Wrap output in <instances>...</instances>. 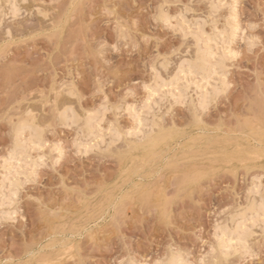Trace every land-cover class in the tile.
Returning <instances> with one entry per match:
<instances>
[{
	"label": "rangeland",
	"instance_id": "obj_1",
	"mask_svg": "<svg viewBox=\"0 0 264 264\" xmlns=\"http://www.w3.org/2000/svg\"><path fill=\"white\" fill-rule=\"evenodd\" d=\"M199 28L229 57L204 108L200 75L177 69ZM252 196L264 204V0H0V264H264L261 214L247 253L218 250Z\"/></svg>",
	"mask_w": 264,
	"mask_h": 264
},
{
	"label": "bare ground",
	"instance_id": "obj_2",
	"mask_svg": "<svg viewBox=\"0 0 264 264\" xmlns=\"http://www.w3.org/2000/svg\"><path fill=\"white\" fill-rule=\"evenodd\" d=\"M222 4V3H221ZM221 4H220V6H221ZM212 7V9H213V11H215V10H218V6L216 5V6H211ZM222 7V6H221ZM232 7V6H231ZM212 11V10H211ZM235 11V10H234ZM216 12V11H215ZM231 14V13H230ZM166 17H167V15H166ZM165 18V17H164ZM163 18V19H164ZM166 19V18H165ZM165 19H164V21H165ZM233 19V18H232ZM233 21V20H232ZM230 22V21H229ZM235 22V21H234ZM234 22H230V23H232V24H230L229 23V26H230V28L227 30V31H225L224 32V34H228L226 37H228V39L230 38H233L234 37V34L236 33V29L233 27V23ZM236 24V23H235ZM228 25V24H227ZM214 26V25H213ZM228 26V27H229ZM235 26V25H234ZM197 27H198V24H197ZM200 27V26H199ZM201 28V27H200ZM199 28V30L198 31H196V32H194L193 31V33L191 32V35L190 36H192L193 38H194V43H195V53H194V55L192 56V58L190 59V60H188V58H187V60L186 59H184V61L182 60V62H180V64L178 65V73H188V74H190L191 75V73L194 71V75H195V73H197V74H199L200 75V77L199 78H201V82H202V84H206V88L203 90V91H200V92H198V94H199V101H200V107H202V108H204L205 106H208L207 104L209 103L208 101H212L211 100V98H215L216 96H218L217 94H218V91L217 90H215V86L216 85H218L215 81H214V83H215V86H214V88H213V86H212V88H210L211 86V84H210V79L211 78H215L216 77V79H217V76L218 77H222V76H219L218 75V71H222V69H224L223 67H224V61H227L226 59H228L229 57H226V56H228L227 54H223L222 56H219L217 53V51H215L214 49H213V46L215 45L214 43H213V41H211V40H209L206 36H205V34H204V31L203 30H201ZM213 28V27H212ZM197 29V28H196ZM218 29V28H217ZM214 30V29H213ZM190 32V31H189ZM189 32L187 33L188 35H189ZM216 33V32H215ZM223 34V33H222ZM183 35H186V33H184ZM216 35V34H215ZM218 35H221L220 33H218ZM187 36V35H186ZM215 37V36H214ZM216 38V37H215ZM220 38H222L223 39V36L221 37L220 36ZM225 38V37H224ZM227 39V38H226ZM212 43H213V45H212ZM223 44V43H222ZM216 46V45H215ZM220 49V48H219ZM220 51H221V49H220ZM221 53H222V51H221ZM221 55V54H220ZM226 58V59H225ZM225 59V60H224ZM186 71V72H185ZM220 71V72H221ZM177 72V71H176ZM158 77H159V74L157 75ZM156 76V80H158V81H160L161 79H159L158 77ZM202 76V77H201ZM215 76V77H214ZM215 79V80H216ZM213 80V79H212ZM218 81L220 80L221 81V79H217ZM216 80V81H217ZM162 81V80H161ZM217 81V82H218ZM153 83V82H152ZM156 83V87H157V90L155 89L156 87H154V86H152L153 88H148V89H150L149 91H151L150 93H152L151 95H153V96H155L154 94L155 93H157V92H159L160 91V87H161V83L159 84V83H157V81L155 82ZM196 83V82H195ZM213 83V82H212ZM222 83H224L223 81H221V83L220 84H222ZM199 84H201V83H199ZM199 84L197 83L196 84V86L198 85L199 86ZM153 85H155V84H153ZM187 85V84H186ZM210 86V87H209ZM223 86H224V84H223ZM198 88V87H197ZM203 89V88H202ZM199 91V90H198ZM219 91H221V90H219ZM179 92V91H178ZM191 92V91H190ZM195 93V92H194ZM149 94V93H148ZM196 94V93H195ZM180 95V96H179ZM177 96H178V100H181L182 101V94H181V92L180 93H178L177 94ZM151 97V96H150ZM190 97V96H189ZM151 99V98H150ZM185 99V98H184ZM190 101V100H189ZM193 101V100H192ZM191 101V102H192ZM213 101H215L214 99H213ZM147 102V101H146ZM177 102V101H176ZM190 102V103H191ZM194 103V102H193ZM173 104V103H172ZM192 104V103H191ZM197 104V103H196ZM150 106H151V104L149 105H145V107L144 108H142L143 109V111H145V110H149L150 109ZM194 107H195V104H194ZM194 107H193V109H194ZM197 107V106H196ZM195 107V108H196ZM152 108V107H151ZM207 108V107H206ZM121 109V108H120ZM197 109H199L198 107H197ZM30 110V109H29ZM130 110V109H129ZM133 110H135V109H133ZM152 110V109H151ZM72 112H74L73 110H71ZM194 111V110H193ZM201 111H202V109H201ZM71 112V113H72ZM148 112V111H147ZM194 112H196V110L194 111ZM62 113V112H61ZM96 113V112H95ZM151 113V112H150ZM64 114H66V113H64ZM76 114V113H75ZM94 114V113H93ZM135 116H134V115ZM132 115L134 116V117H137V118H140L139 116H136V114L135 113H133ZM197 114V113H196ZM72 115V114H71ZM70 115V116H71ZM74 115V114H73ZM71 116L70 118H69V120L71 121V120H75V121H71V124L73 123L74 125H76L74 122H76L77 120H78V117H80V116H78V117H76L75 116V118H74V116ZM95 115V114H94ZM99 114H96V117L98 116ZM143 115V114H142ZM141 115V116H142ZM199 115H201V114H199ZM59 116H60V114H59ZM62 116H64V115H61L60 117V120L63 118ZM69 116V115H68ZM67 116V117H68ZM89 116V117H88ZM88 116H85V117H88L87 118V120H86V122H85V129H83V131L84 130H91V128L93 129V127L96 125H94V120H96L94 117L95 116H90V114L88 113ZM144 116V115H143ZM154 116V115H153ZM197 116V115H196ZM65 118V119H63V120H66L67 121V119L68 118ZM77 119V120H76ZM82 119V118H81ZM97 119H99V118H97ZM200 119H201V117H200ZM68 120V121H69ZM30 121V120H29ZM65 121V122H66ZM67 121V122H68ZM98 121H100V120H98ZM154 121V120H153ZM152 121V122H153ZM156 121V120H155ZM31 122V121H30ZM64 122V123H65ZM80 122V121H79ZM21 123V122H20ZM19 123V124H20ZM35 123V122H34ZM141 122L139 121V124H140ZM18 124V125H19ZM72 124V125H73ZM23 125V124H22ZM24 125H25V123H24ZM34 124H31V126H29L30 128L31 127H33V128H35V126H33ZM157 125V124H156ZM84 126V125H83ZM99 126V125H98ZM141 126V125H140ZM151 126V125H150ZM153 126V125H152ZM151 126V127H152ZM18 127V126H17ZM23 127V126H22ZM21 127V129L19 130V129H17L16 128V130H19V132L23 129ZM28 127V128H29ZM84 128V127H83ZM141 128V127H140ZM139 128V129H140ZM80 130H82V129H80ZM86 130V131H87ZM94 130V129H93ZM91 131L90 133L92 134V132L94 133V131ZM147 130V129H146ZM25 130H23V132H24ZM86 131H85V133H81V134H87L86 133ZM87 131V132H88ZM141 131H142V128H141ZM140 131V132H141ZM152 131V130H151ZM17 132V131H16ZM19 132H17L16 134H18ZM22 132V131H21ZM20 132V133H21ZM31 132H33V131H31ZM36 132V131H35ZM38 132V131H37ZM150 132V131H149ZM90 133H88V134H90ZM138 133H139V131H138ZM39 134V133H38ZM112 135H113V133H111ZM135 134V133H134ZM133 134V135H134ZM137 134V133H136ZM146 134V133H145ZM147 134H149L148 132H147ZM22 135H24V134H22ZM37 135V134H36ZM36 135L34 136V137H36ZM132 135V134H131ZM138 135V134H137ZM140 135V134H139ZM150 135V134H149ZM18 136H19V134H18ZM38 136V135H37ZM91 136V135H90ZM92 136H93V134H92ZM114 136H118V133H117V135L116 134H114L112 137L113 138H116V139H118L117 137H114ZM123 136V135H122ZM127 136V135H126ZM200 136V135H199ZM15 137V136H14ZM20 137H22L21 135H20ZM119 138L121 137L120 136V134H119V136H118ZM157 137V136H156ZM159 137V136H158ZM162 137V136H161ZM29 138V137H28ZM86 138H90L89 136H86ZM133 138V137H132ZM137 138H139L138 136H137ZM141 138V137H140ZM146 138V137H145ZM148 138V137H147ZM150 138V137H149ZM15 139V138H14ZM121 139V138H120ZM131 139V138H130ZM142 139H144V138H142ZM152 139V138H151ZM150 139V140H151ZM16 140V139H15ZM18 140V139H17ZM35 140H36V138H35ZM38 140H39V138H38ZM41 140V139H40ZM133 140V139H132ZM153 140V139H152ZM160 140V139H159ZM249 140V139H248ZM114 142H115V140H113ZM155 141H157V139H155ZM22 142H24V141H22ZM36 142H38V141H36ZM36 142H34L35 144H36ZM40 142V141H39ZM38 142V143H39ZM27 143V142H26ZM154 143V142H153ZM156 143H158V142H156ZM89 144H90V142H89ZM150 144V143H149ZM152 144V143H151ZM15 145V144H14ZM27 146H28V143L26 144ZM25 146V144L23 143V145H22V143L20 142V141H17V144H16V147L14 146V149H16V151L15 152H17V151H20V152H22V150H24L23 149V147ZM153 146V145H152ZM156 146H158V145H156ZM263 146V145H262ZM29 147V146H28ZM27 147V148H28ZM35 147V146H34ZM32 148V147H31ZM39 148H40V146H39ZM13 149V150H14ZM30 149V148H29ZM32 149H34V148H32ZM12 150V151H13ZM25 151V150H24ZM14 153V152H13ZM23 153V152H22ZM21 153V154H22ZM25 153H27V152H25ZM10 155V154H9ZM131 155V154H130ZM13 157V156H12ZM11 157V158H12ZM9 158V157H8ZM12 161V159L10 160V162ZM6 162V161H5ZM16 162H18V160L16 161ZM9 163V162H8ZM21 163V162H20ZM19 163V164H20ZM12 164V163H11ZM8 165V164H7ZM10 165V164H9ZM18 166V165H17ZM16 169H19V166L18 167H16ZM12 170V169H11ZM21 170V169H20ZM15 172V171H14ZM11 173V172H10ZM13 174H16V173H13ZM3 176V175H2ZM9 176V175H8ZM15 175H13V177L11 178H9V179H11V181L10 182H12V179L13 178H15L14 177ZM16 176H18V175H16ZM19 177V176H18ZM18 177H16V178H18ZM7 178V177H6ZM148 178V177H147ZM9 179H4L5 181L6 180H9ZM15 180H17V179H15ZM15 180H14V182H13V184L15 183ZM17 181H19V180H17ZM16 181V182H17ZM2 182V181H1ZM7 182V181H6ZM18 183V182H17ZM260 184V183H259ZM8 185V184H7ZM9 185H11L10 183H9ZM15 185H17L16 183L14 184V186ZM254 185H256L255 187H253L251 190H249L250 192H249V194H252L253 195V193H254V195L256 196L257 194H258V191H259V189H260V187H262V186H260V187H258V185L257 184H254ZM253 185V186H254ZM6 187V186H5ZM4 187V188H5ZM9 187H13V185L12 186H9ZM16 187V186H15ZM6 190V189H5ZM9 193V192H8ZM11 193V192H10ZM3 194V193H2ZM5 194H7V193H5ZM12 195H13V193H11ZM10 195V194H9ZM253 195V196H254ZM2 196V195H1ZM118 196H119V194H118ZM253 196H252V200L251 199H249V200H251L250 201V205L247 207V208H241V209H244L243 210V213L240 215L239 214V216H238V218L236 217V219H234L233 221H232V223H233V225H232V227L231 228H229V227H223V228H221V230L218 232V234L216 235L217 237H218V240H219V242H218V250H219V252H220V254H222L223 256H225V258L227 257V256H229L233 251H239V250H241L244 254H245V252L248 250V237L250 236V227L252 228V225L251 224H247V222L248 221H251V223L253 224L254 222L253 221H256V220H259V218H260V214L262 215V217L264 216V204L262 203V201H259V199L257 200V199H255V198H253ZM250 197V196H249ZM257 197V196H256ZM3 198V197H2ZM258 198V197H257ZM9 199H11V198H9ZM1 200V199H0ZM15 200V199H14ZM2 201V200H1ZM6 201V200H5ZM264 201V200H263ZM4 203V202H3ZM8 203H10V201H8ZM5 204H6V202H5ZM9 205V204H8ZM7 206V205H6ZM239 213V212H238ZM241 213V212H240ZM261 219V218H260ZM264 220V217H263V219H262V221ZM264 222V221H263ZM250 223V222H249ZM229 225V224H228ZM248 225H251V226H248ZM254 225V224H253ZM219 227V226H218ZM220 229V228H219ZM253 230V229H252ZM174 252V251H173ZM247 253V252H246ZM219 254V253H218ZM219 254V255H220ZM174 256V255H173ZM172 256V258H170L168 261H166V262H164V263H162V264H182L183 262L181 261V262H177V258H175V256L173 257ZM221 256V255H220ZM212 257V256H211ZM182 258V257H181ZM224 258V259H225ZM178 260V261H179ZM203 263V262H202ZM183 264H185V263H183ZM204 264V263H203Z\"/></svg>",
	"mask_w": 264,
	"mask_h": 264
},
{
	"label": "snow or ice",
	"instance_id": "obj_3",
	"mask_svg": "<svg viewBox=\"0 0 264 264\" xmlns=\"http://www.w3.org/2000/svg\"><path fill=\"white\" fill-rule=\"evenodd\" d=\"M158 264H159V262H158Z\"/></svg>",
	"mask_w": 264,
	"mask_h": 264
}]
</instances>
